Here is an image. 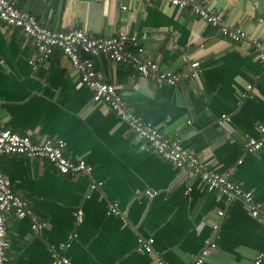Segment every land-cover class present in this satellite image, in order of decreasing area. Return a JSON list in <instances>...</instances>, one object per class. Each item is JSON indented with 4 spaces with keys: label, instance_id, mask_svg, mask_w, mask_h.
Masks as SVG:
<instances>
[{
    "label": "crops",
    "instance_id": "crops-1",
    "mask_svg": "<svg viewBox=\"0 0 264 264\" xmlns=\"http://www.w3.org/2000/svg\"><path fill=\"white\" fill-rule=\"evenodd\" d=\"M14 1L57 30L84 28L97 35L146 31V53L162 69L183 72L199 60L195 77L156 85L126 64L82 52L138 116L166 134L180 131L185 147L211 168L232 169L233 180L264 203V147L250 152L243 146L264 123L263 66L249 42L225 37L190 8L165 0ZM214 5L228 23L264 40V0H216ZM35 54L31 38L0 21V120L35 140L64 139L69 155L94 168L91 174L70 175L38 157H0L8 183L46 221L36 233L29 217L9 214L5 264H54V252L69 256L73 264H157L153 253L136 250L138 235L155 238V251L165 264H193L217 220V247L203 264H255L264 252V222L251 215L243 200L228 201L200 178L186 179L108 104L93 100L92 89L60 51L36 69L29 63ZM250 83L253 97H244ZM223 113L230 120L219 124ZM93 180L104 184L92 189ZM109 202L126 213L108 214ZM78 209L84 213L81 223L75 220ZM72 232L77 236L71 246L61 249Z\"/></svg>",
    "mask_w": 264,
    "mask_h": 264
},
{
    "label": "built area",
    "instance_id": "built-area-1",
    "mask_svg": "<svg viewBox=\"0 0 264 264\" xmlns=\"http://www.w3.org/2000/svg\"><path fill=\"white\" fill-rule=\"evenodd\" d=\"M173 7L190 8L208 25L216 27L222 35L235 41L245 40L249 42L258 53L263 66L264 75V40L249 35L242 26L227 22L224 14L218 10L214 2L216 0H165ZM123 9L127 5H122ZM0 21L7 27L19 28L32 39L36 54L29 60L31 66L36 69L48 61L56 51H60L68 57L71 67L78 72L81 81L93 91V100L103 102L114 111L129 130L137 137L144 140L147 147L160 154L164 159L172 162L184 175L198 177L206 184L208 189L215 190L225 195L228 201L240 198L244 201L251 215L260 222H264V203L255 198L251 190L231 177L232 169L219 171L211 168L196 153L185 147L180 131L171 134L164 133L160 127L151 121L138 116L129 106L118 87L107 81L104 74L99 70L91 58L82 56L83 53L91 55H105L112 61L123 63L143 77H146L156 85H177L184 78H193L200 71V61L189 63V69L183 72H174L162 69L157 60L146 53L144 41L148 38V32L141 35L120 30L110 35H97L84 28L69 30H57L40 22L32 12L23 10L16 5L14 0H0ZM253 85H247L244 97H253ZM230 120L227 113L221 115L219 124ZM191 123V120L188 121ZM230 138V135L227 134ZM243 146L247 151L255 152L264 147V123L258 126V136H248L243 140ZM66 141L61 138H46L35 140L28 134H22L11 127H6L0 120V157L5 155L20 154L27 157H38L47 160L54 165L62 174L75 175L78 173L91 174L94 166L82 158L69 155L66 150ZM242 160H239L241 162ZM103 181L93 180L90 184L92 189H99ZM191 187H188L189 191ZM148 195L154 196L155 191L147 190ZM14 213L19 217H29L32 229L41 233L46 225L38 212L30 206L28 201L15 190L7 181L5 173L0 168V264L7 261V220L9 214ZM107 213L110 215L123 216L126 212L121 210L117 202H109ZM219 217L225 215L223 209L217 211ZM83 210L75 212L77 223L83 221ZM127 222H125L126 224ZM213 234L204 240V246L197 254L193 264H203L209 254L217 247L216 234L220 222H211ZM77 234L68 235L66 242L62 243L61 249L71 246ZM153 236L138 235L136 250L143 253H153L157 264H165L154 248ZM264 257V252L259 253L255 264H259ZM54 264H73L72 259L62 253H53Z\"/></svg>",
    "mask_w": 264,
    "mask_h": 264
}]
</instances>
